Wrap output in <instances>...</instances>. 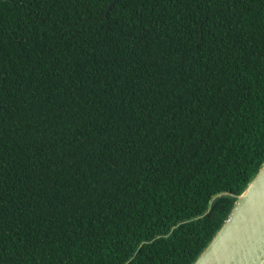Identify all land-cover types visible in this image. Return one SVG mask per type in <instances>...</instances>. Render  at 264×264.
Listing matches in <instances>:
<instances>
[{
	"label": "trees",
	"instance_id": "1",
	"mask_svg": "<svg viewBox=\"0 0 264 264\" xmlns=\"http://www.w3.org/2000/svg\"><path fill=\"white\" fill-rule=\"evenodd\" d=\"M112 1L0 0V264H192L264 162V0Z\"/></svg>",
	"mask_w": 264,
	"mask_h": 264
},
{
	"label": "water",
	"instance_id": "2",
	"mask_svg": "<svg viewBox=\"0 0 264 264\" xmlns=\"http://www.w3.org/2000/svg\"><path fill=\"white\" fill-rule=\"evenodd\" d=\"M225 194L235 196L236 203L192 264H264V162L242 193H219L212 202Z\"/></svg>",
	"mask_w": 264,
	"mask_h": 264
}]
</instances>
